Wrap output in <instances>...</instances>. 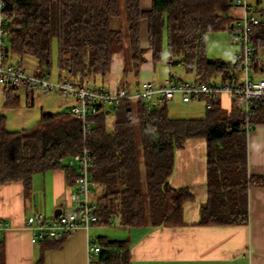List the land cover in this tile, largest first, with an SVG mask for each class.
I'll use <instances>...</instances> for the list:
<instances>
[{
	"label": "trees",
	"instance_id": "trees-1",
	"mask_svg": "<svg viewBox=\"0 0 264 264\" xmlns=\"http://www.w3.org/2000/svg\"><path fill=\"white\" fill-rule=\"evenodd\" d=\"M1 5L6 49L34 56L50 70L57 66L66 76L60 81L83 85L91 76L106 75L118 52L126 55L125 73L138 75L146 61L141 47L143 20L149 23L156 63L164 60L166 38L169 64L196 74L197 82L242 76L239 63L209 59L206 54L209 34L234 33L235 0H153L148 12L142 10L140 0H1ZM254 5L260 22L253 27L252 40L264 56V0H255ZM116 17L125 19V31L112 29ZM230 103L229 110L222 100L215 103L213 109L206 108L203 118L174 119L169 103L156 108L130 101L113 108L122 110L112 128L104 120L105 109H100L88 139L94 158L93 186L100 192L96 225L118 220L125 229L182 226L184 206L195 197L188 188H173L169 180L176 151L191 139H205L208 147V200L201 209L200 225L247 223L249 190L263 179L250 173L246 118ZM253 123L264 124L263 101L256 103ZM83 146L81 122L72 114H46L35 127L20 131H10L7 118L1 117L0 184L23 181L29 192L35 174L55 168L73 170L76 177L70 160ZM96 243L102 248L97 264H130L129 241L99 237Z\"/></svg>",
	"mask_w": 264,
	"mask_h": 264
},
{
	"label": "crops",
	"instance_id": "crops-1",
	"mask_svg": "<svg viewBox=\"0 0 264 264\" xmlns=\"http://www.w3.org/2000/svg\"><path fill=\"white\" fill-rule=\"evenodd\" d=\"M140 5L143 11H151L153 0H140ZM232 14L237 17L236 8L232 10ZM111 27L114 30L125 31V19L113 18ZM141 47L146 51L144 55L146 61L142 64L138 75L133 72L125 73L126 55L124 52H118L112 57L110 73L94 75L89 80L105 86L111 92H117L121 87L133 89L144 81L165 83L174 77L197 82L196 74H187L181 67L169 64L166 38L164 60L158 63L154 61L147 20L141 23ZM12 60L14 64L28 72L45 71L52 74L56 81L66 78L65 75H60L57 66L54 70L43 67L34 56L13 54ZM217 60L227 62L218 57ZM55 62H57V52H55ZM212 81H222V79L218 77L213 78ZM230 101V98L224 97L222 100L224 109L229 110ZM178 102L182 103L180 97ZM190 105L197 104L194 102ZM71 107L72 102L66 101L59 94L37 95L33 98L27 89L19 88L10 92L0 86V118H7L8 129L10 125L20 130L32 128L46 114L71 115ZM121 110L106 108L104 110L106 124L110 117L114 118V124ZM170 116L174 119H199L176 117L171 113ZM248 138L250 173L262 177L263 182L252 186L249 190L247 223L234 226L200 225L201 209L208 200V147L205 139H197L204 141L205 150V157L199 161L200 177L196 178L197 181H182L183 175L179 172H189L191 158L180 155L175 160L170 181L173 188H188L195 199L197 184L194 183H198L202 186L200 189L202 201L197 205H194L195 200L185 204L182 226L124 228L128 232L125 240H115L113 236L101 234L105 232L100 225H96L89 232L80 229L61 242L50 240L36 244L32 242V232L27 226V220L32 214L41 212L47 218H53L56 217L55 214L59 209L62 213L72 210L70 197L74 189L73 170L55 168L35 174L29 192L23 181L0 184V224H10V227L0 234V243L4 246V263L0 264H88V237L94 239L93 235L113 241H129L130 264H264V124L257 125ZM191 140L185 143L184 148L195 139ZM185 167L188 170H185ZM93 187V201L98 204L100 192L95 185ZM116 222L119 223L118 220Z\"/></svg>",
	"mask_w": 264,
	"mask_h": 264
},
{
	"label": "built area",
	"instance_id": "built-area-1",
	"mask_svg": "<svg viewBox=\"0 0 264 264\" xmlns=\"http://www.w3.org/2000/svg\"><path fill=\"white\" fill-rule=\"evenodd\" d=\"M238 11L234 23L232 43L238 47L233 61L242 67L239 80L212 81L211 83L188 82L174 77L168 82L156 84L144 81L133 89L121 87L111 92L105 86L87 80L78 85L74 80L52 81L44 71L28 72L13 63V53L3 43V22L0 23V86L6 89H27L31 97L37 95H61L72 102L71 114L82 125L83 149L70 160V166L77 169L74 189L70 201L71 211L59 217L47 218L37 212L27 220L34 244L42 241L61 242L80 229L87 232L99 223L98 205L93 201L92 167L94 158L88 147V139L94 133L93 118L100 109L120 107L126 102L142 101L152 107L162 108L166 103L180 97L182 103L204 102L211 110L215 103L230 98L234 106L246 118L244 130L248 135L255 129L253 118L255 106L264 102V56L258 52L252 40L253 27L260 22L259 14L251 0H235ZM2 8V5H1ZM10 227L9 223L0 224V234ZM88 264H97L102 248L95 239L88 237Z\"/></svg>",
	"mask_w": 264,
	"mask_h": 264
},
{
	"label": "rangeland",
	"instance_id": "rangeland-1",
	"mask_svg": "<svg viewBox=\"0 0 264 264\" xmlns=\"http://www.w3.org/2000/svg\"><path fill=\"white\" fill-rule=\"evenodd\" d=\"M253 4H255V0H251ZM2 20L1 16V0H0V23ZM232 32L229 31H224V32H218V33H211L207 36V48H206V54L209 59H223L224 61H233V55L235 52L238 50V47L235 46L232 43V38H233ZM54 66L51 70H54ZM180 70V68H178ZM50 80L56 81L55 77L50 74ZM58 81V80H57ZM151 82V81H149ZM174 102V103H173ZM173 102L169 103V112L171 113L172 116L176 117H187V118H203L206 115V107L203 102H196L197 105H190L189 104H184L178 102V97L175 98ZM204 104V105H203ZM187 105V106H186ZM113 121L114 118L110 117L109 121L107 122L109 128H112L113 126ZM36 125H34L35 127ZM256 127V126H255ZM33 128V127H32ZM9 130H20L14 126H9ZM192 141V140H191ZM180 155L182 157H187L191 158V169H189V172L185 171L179 174H182V181L186 182L196 180V178L200 177V171H199V161L202 160L203 157H205V150H204V141L203 140H193V142H190V144L186 145V148H183L182 150L179 149L175 153V160H177ZM195 157V158H194ZM193 158V159H192ZM186 165V164H185ZM187 166V165H186ZM185 170L186 169L185 167ZM179 177V176H177ZM169 184L171 185V181L169 180ZM197 184V195L195 199L194 205H197L202 201V193L200 189H202V186H199ZM102 231L105 233L101 234H107L110 236H113L115 240H125L127 233L124 228H121L118 222H114L111 225H102L101 226ZM94 239L97 241L98 237L96 235H93Z\"/></svg>",
	"mask_w": 264,
	"mask_h": 264
},
{
	"label": "water",
	"instance_id": "water-1",
	"mask_svg": "<svg viewBox=\"0 0 264 264\" xmlns=\"http://www.w3.org/2000/svg\"><path fill=\"white\" fill-rule=\"evenodd\" d=\"M55 215H56V217H59V216H61V215H62V210H60V209H59V210L56 212V214H55Z\"/></svg>",
	"mask_w": 264,
	"mask_h": 264
}]
</instances>
